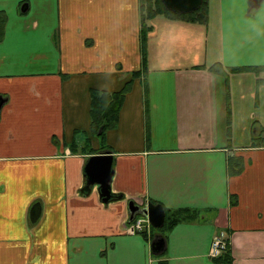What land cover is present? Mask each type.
Instances as JSON below:
<instances>
[{"label": "crops", "instance_id": "crops-1", "mask_svg": "<svg viewBox=\"0 0 264 264\" xmlns=\"http://www.w3.org/2000/svg\"><path fill=\"white\" fill-rule=\"evenodd\" d=\"M204 2V22L151 18L144 71L141 0H0V264H264V0ZM128 82L101 135L92 90ZM104 152L108 203L82 191ZM132 200L164 225L127 233Z\"/></svg>", "mask_w": 264, "mask_h": 264}, {"label": "water", "instance_id": "water-1", "mask_svg": "<svg viewBox=\"0 0 264 264\" xmlns=\"http://www.w3.org/2000/svg\"><path fill=\"white\" fill-rule=\"evenodd\" d=\"M263 0H250V9H258ZM164 6L171 11L177 13H188L198 10L203 0H162ZM27 9V4L24 5L23 10ZM6 98L0 96V112ZM87 182L82 191L91 192L95 186L99 190L101 200L108 203L112 196V180L114 176L113 156L109 152L100 153L92 156L86 167ZM129 209L131 211V218L139 211L148 215L152 224L158 228L164 225L166 212L162 205H155L148 202L141 208L134 200L129 202ZM38 214V211H34ZM167 242L163 234H156L152 241L151 249L155 254H161L166 248Z\"/></svg>", "mask_w": 264, "mask_h": 264}, {"label": "trees", "instance_id": "trees-1", "mask_svg": "<svg viewBox=\"0 0 264 264\" xmlns=\"http://www.w3.org/2000/svg\"><path fill=\"white\" fill-rule=\"evenodd\" d=\"M157 5H160L161 13L174 14L177 18H181L188 21H206L207 19V7L204 2L203 5L196 11L188 13H177L171 10H168L162 0H157ZM155 16L151 14L149 17ZM143 20V16H142ZM6 24V14L4 11H0V40L4 35V28ZM146 23L143 20V28L141 33L142 40V51H143V69L145 71L147 65V39L148 32L151 28V25L146 27ZM137 72V74H139ZM131 82H128L126 86L121 91L110 92L107 90H92V117H93V129L97 132H100L103 135L107 128L114 126L118 119L119 110L123 104V101L126 96V92L129 89ZM241 159L232 157L229 161V167L234 172H238L241 169ZM191 211L190 209L178 210L175 212L169 211L168 214V225L169 228L175 223L181 221L183 218H186V212ZM189 216V215H188ZM190 218V217H187ZM228 251L224 255H228ZM220 256V257H222ZM165 264V263H162Z\"/></svg>", "mask_w": 264, "mask_h": 264}, {"label": "built area", "instance_id": "built-area-1", "mask_svg": "<svg viewBox=\"0 0 264 264\" xmlns=\"http://www.w3.org/2000/svg\"><path fill=\"white\" fill-rule=\"evenodd\" d=\"M151 229V224L148 220V218L142 216V217H137L136 220L133 222L129 223L126 226V230L129 233H136V232H141V231H148L150 232ZM228 249V242L223 236V234H217L215 235L211 247V252L210 254L212 256H219L221 255L224 251Z\"/></svg>", "mask_w": 264, "mask_h": 264}, {"label": "rangeland", "instance_id": "rangeland-1", "mask_svg": "<svg viewBox=\"0 0 264 264\" xmlns=\"http://www.w3.org/2000/svg\"><path fill=\"white\" fill-rule=\"evenodd\" d=\"M141 11H142L143 20L145 21L147 26L151 24L150 23L151 17H149L151 16V14L155 15L152 18L159 17L161 19H166L171 21L177 19V17L174 14L161 13L160 5H157V0H141Z\"/></svg>", "mask_w": 264, "mask_h": 264}]
</instances>
